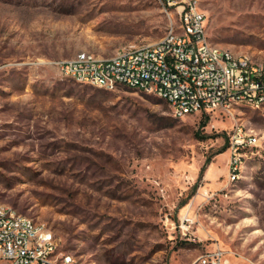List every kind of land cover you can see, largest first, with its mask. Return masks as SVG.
Instances as JSON below:
<instances>
[{
    "label": "rangeland",
    "instance_id": "obj_1",
    "mask_svg": "<svg viewBox=\"0 0 264 264\" xmlns=\"http://www.w3.org/2000/svg\"><path fill=\"white\" fill-rule=\"evenodd\" d=\"M168 1L0 0V202L77 264H189L216 246L264 264V106L177 118L56 64L159 40L177 20ZM197 1L212 42L264 58V0ZM236 125L257 140L231 167Z\"/></svg>",
    "mask_w": 264,
    "mask_h": 264
},
{
    "label": "built area",
    "instance_id": "obj_2",
    "mask_svg": "<svg viewBox=\"0 0 264 264\" xmlns=\"http://www.w3.org/2000/svg\"><path fill=\"white\" fill-rule=\"evenodd\" d=\"M177 20L159 40L119 48L111 56L82 50L56 62L64 76L114 91L121 87L165 99L177 118L230 112L238 106H264V58L235 54L210 40L206 13L197 0H169ZM231 167L239 149L254 144L252 133L236 125L231 135ZM0 262L7 264H77L59 250L54 232L44 223L0 202ZM189 264H228L216 246Z\"/></svg>",
    "mask_w": 264,
    "mask_h": 264
},
{
    "label": "trees",
    "instance_id": "obj_3",
    "mask_svg": "<svg viewBox=\"0 0 264 264\" xmlns=\"http://www.w3.org/2000/svg\"><path fill=\"white\" fill-rule=\"evenodd\" d=\"M128 89H130V88H128ZM131 90H133V89H131Z\"/></svg>",
    "mask_w": 264,
    "mask_h": 264
}]
</instances>
